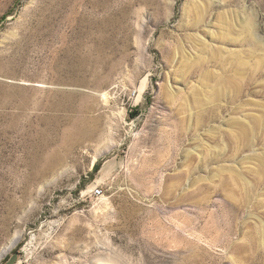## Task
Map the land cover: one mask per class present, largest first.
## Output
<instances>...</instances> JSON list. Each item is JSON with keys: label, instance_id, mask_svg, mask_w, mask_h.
Here are the masks:
<instances>
[{"label": "rangeland", "instance_id": "374dc122", "mask_svg": "<svg viewBox=\"0 0 264 264\" xmlns=\"http://www.w3.org/2000/svg\"><path fill=\"white\" fill-rule=\"evenodd\" d=\"M0 264H264V0H0Z\"/></svg>", "mask_w": 264, "mask_h": 264}, {"label": "built area", "instance_id": "2783aa9c", "mask_svg": "<svg viewBox=\"0 0 264 264\" xmlns=\"http://www.w3.org/2000/svg\"><path fill=\"white\" fill-rule=\"evenodd\" d=\"M95 192L98 194H100V193H102V190L100 189V188H97L96 190H95Z\"/></svg>", "mask_w": 264, "mask_h": 264}, {"label": "bare ground", "instance_id": "6f19581e", "mask_svg": "<svg viewBox=\"0 0 264 264\" xmlns=\"http://www.w3.org/2000/svg\"><path fill=\"white\" fill-rule=\"evenodd\" d=\"M104 95H105V94H104ZM16 241H17V240H16ZM14 243H15V240L13 241V244H14ZM13 244H12V245H13ZM6 251H8V249H7ZM6 251H5V253H6Z\"/></svg>", "mask_w": 264, "mask_h": 264}]
</instances>
